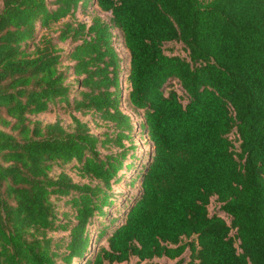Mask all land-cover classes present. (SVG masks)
<instances>
[{
	"label": "trees",
	"instance_id": "1",
	"mask_svg": "<svg viewBox=\"0 0 264 264\" xmlns=\"http://www.w3.org/2000/svg\"><path fill=\"white\" fill-rule=\"evenodd\" d=\"M1 3L0 264H264V0Z\"/></svg>",
	"mask_w": 264,
	"mask_h": 264
},
{
	"label": "rangeland",
	"instance_id": "2",
	"mask_svg": "<svg viewBox=\"0 0 264 264\" xmlns=\"http://www.w3.org/2000/svg\"><path fill=\"white\" fill-rule=\"evenodd\" d=\"M1 7H2V3L0 0V9H1ZM93 15H98L103 19H107V18H109L110 13L102 11L99 7L94 6V7H88L85 11H82V12H79V10H78L76 13V18L78 20L89 23L91 20V17ZM63 20H66V19H63ZM56 26H59V25H56ZM50 35L53 37L56 36V34H54V33H50ZM58 46L64 50H67L70 48L68 41L67 42H59ZM114 46L117 48V50L120 53V56L123 58L121 68L127 67V61L129 58L128 51L118 41H116L114 43ZM164 50H165V53H167V54H178L180 56L186 55V52L183 49L182 45L180 43H177V42L166 43L164 45ZM69 64H70V62L66 61L63 63V66L69 65ZM119 77L121 80V82H120L121 83V93H120L121 94V96H120L121 97V108L131 116L132 123L137 126V123H139L140 118H138L137 115H135L134 113L129 111L126 108L125 103H124L125 94L127 92V83L125 81V78H123L124 77L123 73H120ZM75 79H77L75 76H71L68 78V80L66 82L68 84H74ZM176 88H177V86H176ZM73 115L75 117H77L78 119H80L82 122L87 123V125L91 129L92 133L99 134L102 131H104V129H105V127L103 126V123L101 121L97 122L95 119H92L89 114H82L80 112H73ZM31 118L34 120L35 119L39 120L43 124L52 123L56 120H59L60 124L66 129H70L72 126V119H71L70 114L65 112L63 109H53V110H50L48 112L39 113L37 115H32ZM229 137H230V139H232V141L234 143V147L236 148L237 142L235 140V137H236L235 133H231L229 135ZM144 140L145 139L140 138L139 134H134V136H133V141H134V144L136 145V149L134 150V152L137 156L143 155L144 152H146V150L148 148L147 144H146V142H144ZM66 172H68V174H70L73 177L75 182H81V183L86 182V179L84 180V179H81L80 177H78V175H76L75 171H73V170L70 171V170L66 169ZM113 189L119 190V191H125L127 189V187L124 184H118V185L114 186ZM211 200H212V202L209 205V210H210V212H213L215 209V206H216L215 197H212ZM59 207L64 208V206H62V204L60 202H59ZM65 234H67V233H64V232H51L50 233V235H52L54 237L65 235ZM82 262H83V260L78 262V264H81ZM152 262H156L158 264H164V263L172 264L174 261L168 260V259L163 257V258H154L152 260ZM105 264H109V263H105ZM111 264H145V261H139L136 257H131L126 262H121V263L114 262Z\"/></svg>",
	"mask_w": 264,
	"mask_h": 264
}]
</instances>
